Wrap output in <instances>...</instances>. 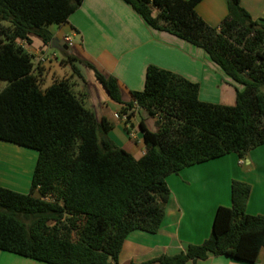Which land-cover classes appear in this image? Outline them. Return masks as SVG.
<instances>
[{"label": "trees", "instance_id": "16d2710c", "mask_svg": "<svg viewBox=\"0 0 264 264\" xmlns=\"http://www.w3.org/2000/svg\"><path fill=\"white\" fill-rule=\"evenodd\" d=\"M144 22L203 49L235 83L234 106L202 102L200 86L150 65L145 87L124 102L115 76L91 69L129 124L137 110L145 146L136 158L109 136L113 124L85 106L71 78L44 87L42 71L23 44H52L84 0H0V141L38 151L28 194L0 186V251L45 264H120L128 236L157 234L170 197L167 178L230 154L244 159L264 145V22L241 0L211 26L197 12L203 0H123ZM68 55L73 73L80 75ZM252 188L231 186L232 206L218 207L211 235L173 256L141 264H187L210 256L254 264L264 248V215L247 213ZM38 193V197L35 194ZM134 264V263H132Z\"/></svg>", "mask_w": 264, "mask_h": 264}, {"label": "crops", "instance_id": "0c3cea01", "mask_svg": "<svg viewBox=\"0 0 264 264\" xmlns=\"http://www.w3.org/2000/svg\"><path fill=\"white\" fill-rule=\"evenodd\" d=\"M241 5L255 20L264 22V0H241ZM197 12L211 26H219L229 13L228 0H203ZM52 27L55 29L52 30ZM49 30L59 46H62L60 42L68 45L65 38H71L68 50H61L77 58L74 64L80 75L74 74L57 53L47 57L52 44L46 46L40 38L32 35L33 43L25 48L30 53L33 51L34 57L37 56L36 68L42 71L44 87L51 86L57 80L71 78L75 90L83 98L84 104L96 113L98 120L105 118L113 124L110 138L128 152L131 141H143L139 128L141 119L145 120L150 130L157 131L156 119L146 117L142 110H137L135 117L126 124L119 116L121 105L117 104V107L112 104L114 101L97 81L94 72L84 65V61L93 64L104 75L118 79L124 102L132 99V92L144 89L146 71L150 65L199 84V99L205 103L234 106L237 90L244 89L243 85L232 81L213 63L204 50L176 36L153 29L123 0H84L80 9L65 24L52 25ZM79 36L81 43L73 44ZM130 125L134 127L131 131ZM126 130H129L130 135ZM20 151L19 146L0 141V184H4L10 175L20 174L15 161L19 159ZM214 161L185 168L178 175L173 174L167 178L170 197L159 232L131 233L122 248L120 264H141L165 255L179 254L190 245L202 244L211 235L218 207L232 206L231 186L235 180L245 182L252 188L247 213L264 215V145L251 150L244 159L230 154ZM216 169L220 174L225 173L224 183L218 174H214ZM12 255L0 251L1 260L12 261L14 264H44ZM187 264L246 263L226 256H210L206 260L190 261ZM254 264H264V248Z\"/></svg>", "mask_w": 264, "mask_h": 264}, {"label": "rangeland", "instance_id": "374dc122", "mask_svg": "<svg viewBox=\"0 0 264 264\" xmlns=\"http://www.w3.org/2000/svg\"><path fill=\"white\" fill-rule=\"evenodd\" d=\"M54 29H55V27H52V30H54ZM20 43L23 44L24 46H26L27 48L29 47V45L26 43H23V42H20ZM80 43H81V36L77 37L76 40L73 42V44H76V45H78ZM68 45H69V43H68ZM30 49H34V48H30ZM66 50H68V49H66ZM66 50L57 49L56 47H49V54H47V57H49L52 53H57L59 56V59L62 60L63 62H65L68 58ZM31 53L33 54V51H31ZM33 56H35V55L33 54ZM36 57H34V63L35 64H36V60H35ZM66 65L71 69V67L68 63ZM86 78H87V76H86ZM7 85H8V83L6 81H0V90H3L4 88H6ZM112 104H115L118 107V105H117L118 103L112 102ZM85 105L87 108H90L87 104H85ZM145 115H146V117H149L144 112V116ZM150 122L155 123V121H153V120H150ZM136 123H137V121L135 122V125H136ZM133 124H134V122H133ZM155 127H157L156 124H155ZM129 128H130L129 129L130 131H131V129H134L133 125H130ZM129 130L128 131L126 130V133H128L130 135ZM125 137L128 139L127 135H125ZM118 139L121 140L120 136H118ZM133 139L134 138H132V140ZM122 143H124V141H122ZM19 148L21 150L20 154H18L19 159L16 158L15 161L18 165V168L20 169V172H19L20 174L10 175L9 177H7L6 182L4 184L3 183L0 184V186L5 187V188L10 189V190H13V191H16V192H19V193L28 194V193H30V190H31L32 177H33V174H34V171H35V168L37 165V161H38V151H36L34 149L24 148V147H19ZM128 149H129L130 153L137 158L142 157L143 153L145 152V146L143 145V141L141 139H139V142L138 141H136V142L131 141V144L128 145ZM215 161H217V160H215ZM215 164H220V163L216 162ZM221 166H222V163H221ZM214 171H215L214 174H216V175L218 174L219 177L221 178L222 183H224L225 173L222 172L220 174L217 169ZM203 175H206V174L203 173ZM174 188H175V186H174ZM35 196L38 197L39 196L38 193H36ZM3 253L10 254L11 256H13L12 253H8V252H3ZM29 260H32V259H29ZM0 264H14V263H12V261L0 259Z\"/></svg>", "mask_w": 264, "mask_h": 264}, {"label": "water", "instance_id": "95a60500", "mask_svg": "<svg viewBox=\"0 0 264 264\" xmlns=\"http://www.w3.org/2000/svg\"><path fill=\"white\" fill-rule=\"evenodd\" d=\"M60 44L62 45V46H59L58 44H57V40H53V42H52V46L53 47H56V48H63V49H68V45H65L64 44V42H60Z\"/></svg>", "mask_w": 264, "mask_h": 264}, {"label": "built area", "instance_id": "2783aa9c", "mask_svg": "<svg viewBox=\"0 0 264 264\" xmlns=\"http://www.w3.org/2000/svg\"><path fill=\"white\" fill-rule=\"evenodd\" d=\"M65 40H66L68 43H71V41H72L71 38H69V37H66Z\"/></svg>", "mask_w": 264, "mask_h": 264}]
</instances>
